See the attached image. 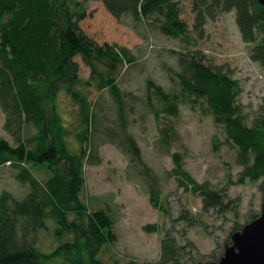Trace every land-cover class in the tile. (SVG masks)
<instances>
[{
    "label": "trees",
    "instance_id": "1",
    "mask_svg": "<svg viewBox=\"0 0 264 264\" xmlns=\"http://www.w3.org/2000/svg\"><path fill=\"white\" fill-rule=\"evenodd\" d=\"M103 1L116 18L129 16L137 23L155 21L161 33L189 42L180 0ZM192 7L193 29L199 37L204 36L209 19L234 10L243 41L253 44L251 58L264 63V7L259 0H193ZM85 16L86 10L77 0H0V106L6 113L5 127L15 138L13 144L0 137V167L18 168L17 178L30 186L23 197L7 188L0 192V264H58L57 258L64 264H105L99 256L101 250L117 240L109 212L91 211L81 198L86 162L99 163L101 158L89 144V133L98 128V114L87 94L78 88L80 84L110 90L117 104L119 126L107 127L106 132L133 161L139 162L140 174L148 181L151 203L168 212L161 200L159 176L144 162L142 149L127 126L125 95L118 85L120 68L135 57L126 46L99 44L84 33L79 21ZM176 54L180 94L194 105H207L203 109L210 110L215 121L225 126L228 140L238 148V162L243 166L239 182L264 176V118L252 126L245 122L238 103L242 91L239 80L224 67L207 63L206 54L198 47ZM77 56L91 69L85 82ZM148 90L159 101L155 105L148 97L157 117L161 112L178 113L179 94H172L153 79L148 82ZM62 91L80 107L86 123L78 152L62 139L66 130L54 105ZM31 126L36 129L34 134L29 133ZM24 130L27 133L23 134ZM174 133V127L168 126L161 139L171 143ZM172 156L173 175L186 190L200 194L204 210L231 204L225 191L213 188L208 181H197L185 169L182 153ZM30 166L44 167L50 175L40 180ZM50 218L56 223L54 234L60 242L45 252L37 245V235L48 228ZM243 226H235L233 233ZM157 228L145 225L148 231ZM65 234H72L73 239L64 240ZM184 248L166 231L159 260L128 264H182Z\"/></svg>",
    "mask_w": 264,
    "mask_h": 264
},
{
    "label": "rangeland",
    "instance_id": "2",
    "mask_svg": "<svg viewBox=\"0 0 264 264\" xmlns=\"http://www.w3.org/2000/svg\"><path fill=\"white\" fill-rule=\"evenodd\" d=\"M77 1L86 10V16L79 21L84 33L99 44L126 46L135 57L132 63L120 68L118 85L125 95L127 126L142 149L144 162L159 176L161 200L168 209L164 212L151 203L148 181L140 174L139 162L133 161L106 132L107 127L119 126L117 104L110 90H100L95 84H80L78 88L87 94L98 114V128L89 133V144L101 158L99 163L97 160L86 162V185L81 198L91 211L105 209L109 212L117 237L114 243L102 248L100 258L105 264L157 261L161 255V239L170 231L178 243L185 246L180 256L182 264L218 260L231 243L235 226L245 225L260 215L264 176L239 182L243 166L238 162V148L228 140L225 126L215 121L210 110L203 109L207 105H194L180 94L175 75L176 53L198 47L206 54L207 63L224 67L238 79L242 88L238 103L249 126L264 118V63L251 58L253 44L243 41L234 10L209 19L204 36L199 37L193 29V0H180L181 17L189 27V42H186L161 33L155 21L137 23L129 16L116 18L103 0ZM75 59L85 82L91 69L81 56ZM150 79L172 94H179L176 115L161 112L157 117L148 104L149 95L155 105L159 103L148 90ZM54 105L66 130L62 139L72 151L78 152L82 145L80 134L86 127L80 107L66 91L60 92ZM5 124L6 113L0 106V137L15 144ZM171 125L175 135L169 143L162 140L161 135ZM35 132L31 126L29 133ZM176 152L182 153L185 169L197 181H208L213 188L225 191L226 200L231 204L226 208L204 210L200 194L179 185L172 173L175 166L172 155ZM30 168L40 180L50 175L44 167ZM17 173L18 168L0 167V192L7 188L18 197L29 192V184L17 178ZM186 214L190 215L189 219L184 218ZM74 217L70 215L71 219ZM147 224L158 228L148 231ZM55 226L54 219L50 218L48 228L38 232L37 245L45 252L52 251L60 242L54 234ZM68 239H73V235L65 234L64 240ZM56 262L64 264L62 258H57Z\"/></svg>",
    "mask_w": 264,
    "mask_h": 264
},
{
    "label": "water",
    "instance_id": "3",
    "mask_svg": "<svg viewBox=\"0 0 264 264\" xmlns=\"http://www.w3.org/2000/svg\"><path fill=\"white\" fill-rule=\"evenodd\" d=\"M259 2L264 7V0ZM204 264H264V195L260 215L232 234L218 260Z\"/></svg>",
    "mask_w": 264,
    "mask_h": 264
}]
</instances>
